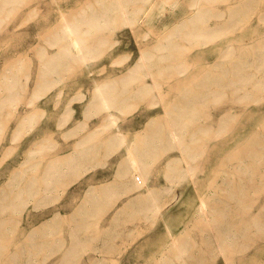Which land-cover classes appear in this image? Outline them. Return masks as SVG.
<instances>
[{"label":"rangeland","instance_id":"1","mask_svg":"<svg viewBox=\"0 0 264 264\" xmlns=\"http://www.w3.org/2000/svg\"><path fill=\"white\" fill-rule=\"evenodd\" d=\"M195 1L138 0L135 5L138 11L132 15V24L128 26L116 17L106 16L105 18L104 14L102 15L104 0L102 2L99 0H31L32 5L29 3L30 12L20 11L15 12L16 15L13 12L9 15L0 16V80L6 76L5 74L10 73L11 64L17 59L19 71L23 72L20 79L24 83L27 82V87L30 89L28 94L23 97L25 100L21 99L22 101L18 103L17 108L19 111L28 108L33 113L40 108L39 113L36 112L34 116L35 122H37L31 129L22 131L23 137L21 135L19 140L10 141L11 128L5 134L0 144V163L3 162L0 166V173H3V176L0 177V184L8 178L10 170L18 168L17 166L22 162L23 156H26L28 151L30 152L33 150L32 148L41 143V163L43 162L41 164V185L44 186L43 179L46 177L47 167L49 164L51 165V158L60 155L65 150L66 144H68L67 146L69 144L75 145L79 140L80 136L75 134L76 131L64 137L59 130L62 116L71 109L74 111L70 125H78L80 133L86 131L87 135L91 137L97 133L104 137L109 136V140L107 139L105 142L106 147L94 148L90 156L76 161L73 166L74 170L66 172L61 179H52V183L49 182L50 186L47 188L41 187V194H44L41 195V226L43 222H47L45 223L46 226L44 224V227H47L49 222L51 231L54 233L62 232V225L64 224L62 219H69L73 215L75 217L87 199L101 196L108 181L113 179L122 158L129 152L130 146L137 143L136 136L143 132L148 122L158 116L164 108H169V105L174 101L181 97L184 98L182 106L175 108L176 112L180 113L179 122L182 121L186 124L182 128L183 133L189 131L194 124L200 122L198 125H201L205 122H211L212 119H218L228 112V108L232 106L230 101L233 100L230 92L224 93L222 90L225 88L223 87L221 94L213 95V93H209L208 85H202L205 87L201 90L200 84L194 83L193 80L205 70H210L208 66L211 67L215 63V59L217 58V61L220 55L228 49L226 45L229 42L234 45L235 41L237 44L234 47H237L242 42V38L243 44L258 41L260 38L263 39L264 0H259V4L253 6L255 10L251 13L236 19H231L227 12L223 16L209 15L210 17H205L203 22L209 24L210 30L204 31L202 36V30L196 26L201 20L191 18L196 8L194 6ZM227 1L229 2V0H216L214 4L219 7L223 3L220 6L222 8ZM230 1V4L241 2L240 0ZM23 4L18 7L22 8ZM82 9L85 12L80 14ZM12 19L13 21H11ZM223 20L230 21V25L221 27L225 23ZM7 21L12 23L6 29L8 31H5L3 29L8 23ZM64 23L79 24L77 25L78 30L87 35L84 37L86 44H90L86 46L89 54L87 62L76 58H70L66 61L54 59L56 55H68V51L63 46L55 44L56 42L53 43L54 34L58 33ZM193 23L196 24L193 26ZM15 24H17V28H15L17 30L14 31L16 33H12L10 29L12 30ZM108 25L109 27H107ZM235 39L240 41L237 42ZM119 50L120 52H118ZM142 54L146 56L153 77L157 79L160 86L159 92L162 93L159 95L151 91L149 78L142 75L138 66V58ZM24 55L29 58L30 63H27V58L23 63ZM203 56L204 58H202ZM51 63L52 65L61 64L64 67L56 74H51L46 80L41 78V85L47 84L46 87L49 90L43 93L39 100V107L35 110L32 106H27V103L23 104L22 102L30 101L32 93L36 89L35 86L40 80L41 71H43L44 66L51 65ZM165 63H169L168 65L171 66L167 69H161ZM161 70L166 72L159 73ZM123 79L130 81L128 83L123 82ZM126 85L134 88V93L128 96V100L113 99L108 110L104 109V106L95 105L96 102L94 104V100H99L95 98L104 94L106 88L116 87L121 90V87ZM31 90L33 91L31 92ZM190 90L199 91V93L196 95L193 93L186 94ZM159 96H161V104H158ZM190 99H192L191 102ZM233 101V106L236 105L235 115L220 129L214 128L204 136L201 133L197 138L196 151L198 155L194 163L195 169L192 180L194 184L191 183L188 186L185 179H179V177H175V174L170 176L168 161L177 152L169 147L167 140L158 142L160 147L157 153L149 151V154L144 158L145 169L149 178L148 185L158 188L156 194L159 193V202L156 206L160 207L161 212L156 213L154 210L149 211L148 214H142L144 218L128 217L125 220H120L118 225H128L126 233L118 234L119 232L115 231L116 234H113V238L110 240L126 241L127 243L122 245L124 247L116 248L112 254H110L111 252L108 253V257L106 254L105 258H107L104 261L101 260L100 264H155L158 262L159 260L156 259L160 256V249L167 243L170 234H176L182 228L183 221L188 217L201 194L208 190L207 187L210 181L212 182L215 173L223 166L219 163L224 158L226 160L221 163L224 162V167L227 168L239 162L240 158L244 159V157L248 166H251L252 162L253 164L259 162L262 172L260 174L261 179L258 178L257 180L260 186H256L258 196L257 194L255 196L264 199V190L262 189V186L264 187V158L255 154L256 150H263L264 153V142H261L263 145L260 146H256L255 142L264 140V127H260L264 125V98L254 102L253 105H247V107L242 102ZM85 105L88 107L86 112L84 111ZM12 110L13 107L5 108L0 117H5L4 120L7 121L11 117L9 113ZM15 121L16 119L10 124V127L14 126ZM156 128L158 127L152 129ZM120 135L124 137L123 141L117 138ZM152 135L153 133L146 135L142 143L149 146L148 143H152ZM253 135L257 138H254ZM90 140V144H92L93 140ZM99 140L101 141V139ZM244 141H248L247 144ZM249 143L252 146L254 144L255 147H247L250 145ZM111 144L113 147L109 148L108 145L111 146ZM114 144L115 146L117 144L122 145L115 147ZM240 144L246 145L245 147L249 148L248 151L250 150V152L246 151V148L243 152L244 149L242 151L241 147L244 148V146ZM206 145L207 148H205ZM250 148L254 151H251ZM143 149L147 150L148 148ZM204 149H206L205 152ZM235 149L238 152L242 151L243 154L237 153ZM246 152L248 155H245ZM45 154H47L46 157H44ZM235 154L239 156L238 160L234 156ZM230 156H234L237 161L235 162V158L232 159ZM217 165L220 167L219 169L215 167ZM172 182H174V189H167L166 187ZM120 203L121 201L118 205ZM88 206L92 207L91 203H88ZM57 209H62L65 218L60 216L58 222H52L53 213ZM26 210H31V206L28 205ZM253 211H259L257 205ZM100 218L101 216L94 218L90 214L87 218L86 229L88 231L95 228L105 229L111 216H103L104 220L98 221ZM78 222L79 220L75 221V219L71 222L72 231L76 229ZM118 225L115 228L119 231ZM81 229L84 230L85 228ZM251 229L257 233L252 232L250 234L252 236L248 240L244 239L245 241L241 240L224 245L229 251L226 253L229 264H264V227L256 228V230ZM66 238L70 240L71 236L66 235ZM119 250L121 251L119 252ZM48 253L57 258L56 263H61L63 254H53L52 251ZM79 254L86 259L82 258V264H91L93 260H89L96 252L91 250L90 253ZM35 263L40 264L38 261Z\"/></svg>","mask_w":264,"mask_h":264},{"label":"bare ground","instance_id":"2","mask_svg":"<svg viewBox=\"0 0 264 264\" xmlns=\"http://www.w3.org/2000/svg\"><path fill=\"white\" fill-rule=\"evenodd\" d=\"M27 1L0 0V16L20 11L30 12L31 8H29V6L32 5L30 3L31 0ZM99 1L102 2V0ZM215 1L216 0H196L194 2L196 8L191 18L202 21L196 25L202 30L201 36L204 34V31L208 32L210 30L209 24L203 22L205 17H210L209 15L223 16L227 12L231 19H236L242 15L251 13L255 10L253 6L259 4V0H240L241 2H238V4H236L237 2L230 4L229 2L231 1L229 0V2H226V5L224 4L225 8H223L224 6L221 8L220 6L223 3L218 7V5L215 6ZM22 3H24L22 8H19L21 7L19 5ZM104 3L102 15L104 14L105 18L106 16L116 17L122 20L123 24L127 26L132 24V15L134 12L138 11V8L135 6L138 0H104ZM84 12L85 11L82 9L80 14ZM11 21H13V19ZM7 22L8 23L3 29L5 31H8L6 29H8L11 25L10 23H12L10 21ZM229 22L230 21H225L224 24L222 23L223 25H220L221 27H227L230 25ZM195 24L196 23H193V26ZM77 25L79 24L64 23L58 33L56 32L54 34L55 38L53 43L56 42L55 44H60V46H63L64 49L68 51L67 56L62 54L56 55L54 58L56 61H66L70 58H76L83 62L88 61L89 54L86 49L88 43L86 44V40L84 39L87 35L79 31ZM107 27H109V25ZM217 27L220 28L219 25H217ZM15 28H17V24L12 27V30L10 29V32L12 31L13 33L17 30ZM255 31L257 33L256 29ZM238 41L240 40H237V42ZM241 41L242 42H239L240 44L237 47H234V45L237 44H235V41L234 45L229 42L228 45H226L228 49L223 52V54H219V59L216 61V58L215 63L212 64L211 67L208 66L210 70L207 68L208 70L199 74L193 82L200 84L202 87L201 90L205 87L202 85H208L209 93H213V95L221 94L220 92L224 87L225 89L222 90L224 93L230 92L235 102H242L245 104V107H247V105H253L254 102L264 98V37L263 39H258V41L249 42V44H243V38ZM89 45L90 44H88V46ZM57 49H59V47H57ZM118 52H120V50ZM26 58L27 57H25L23 63H25L27 59V63H30L29 58ZM202 58H204V56ZM16 61L11 64L10 73H4L6 76L0 80V116L3 114L2 111H4L5 108L13 107L12 112L9 113L11 117H9L7 121L4 120L5 117H0V144L9 128L12 130V133L9 135L11 141L19 140L22 131L31 129L35 125L37 121L35 122L36 119L34 116L40 109H36L39 107V100L43 93L49 90L46 87L47 84L41 85V78L46 80L51 74H56V72H59V70L64 67V65H52V63L51 65H46V67L44 66L43 71H41L39 75L40 80L35 86L36 89L32 93L30 101L25 103L24 101L22 102L23 104L27 103V106H32L37 110L33 113L32 110L30 111L28 108H23L22 111H19L17 108L18 103L22 101L21 99L25 100L23 97L28 94L30 89L27 87V82L24 83L21 81L20 78L23 76V72L19 71ZM138 61V66L142 71V75L149 78L148 82L150 83L151 91H154L156 95L162 93L159 92L160 86L157 79L153 77L152 71L147 64L146 56L144 54L140 55ZM168 64L165 63L162 65L161 69H167L171 66ZM163 72L165 73L166 71L161 70L159 73ZM194 75L196 76L197 74ZM36 80L35 82H37ZM122 81L128 83L130 80L123 79ZM32 91L33 90H31V92ZM132 93H134L133 86H122L121 90L116 87H108L105 89L104 94L95 98L99 100H94V104L96 102L95 105L104 106V109L108 110L113 99H122L125 101L128 100V96ZM190 93L196 95L199 91L190 90L186 92V94ZM160 98L161 96H159L158 104L162 103ZM183 99L184 98L181 97L179 100L171 103L169 108H164L158 116L147 123V127L143 129V132L136 136L137 143L130 146L129 152L122 158V161L116 168L113 179L108 181L101 196L89 200L87 199L78 210V213L75 214V217L73 215V217L69 219L65 218L61 211L62 209L54 211L52 222H58L60 216L65 218H61L64 221L62 232L54 233L51 231L49 222L47 227H44V224L47 222H43L41 226V195H44L41 194V187L43 186L41 185V164L43 163H41V143L35 147L36 149L32 148L33 150L30 152L28 151V154L23 156L22 162L17 166L18 168L10 170L8 178L0 184V264H36L35 261H38L40 264H58L56 263L58 261L57 258L52 257L50 253H48L49 251H52L53 254H63L60 264H82L81 260L83 256L79 253H90L91 250L95 251L96 254L91 256V260L89 261L93 260V263H90L100 264L101 260L104 261L108 257V253L111 252L110 254H112V251L116 248L124 247L122 245L127 243L126 241L117 242L116 240H110V238H113L112 235L116 234L115 231L119 232L118 234L126 233L125 231L128 225H118L120 220H125V218L128 217L144 218L145 214L154 210L156 213L161 212L160 207L156 206L159 202V193L156 194L158 188L148 185L149 178L146 173L144 158L149 154V151L157 153L160 147L158 142L167 140L169 147L177 152V154L168 161V172L171 174V177L175 174V177L185 179L189 186L193 180L194 163L198 155L196 151L197 138L201 133L204 136V134L207 135V133L214 128L220 129L224 123L235 115L234 110L235 104L237 103L233 106V100H231L230 105L232 106L228 108V112L225 115H221L222 117H219V115L218 119H212L211 122L208 123L205 122L198 125L199 122L198 124H194L190 127L191 129L189 131L183 133L182 128L185 127L186 124L182 121L179 122L180 113H177L175 109L182 106ZM191 100L192 99H190V102ZM87 108V105H85V112ZM73 111L74 110L71 109L64 113L59 130L64 137L76 131L75 134L80 136L79 140L75 145L69 144V146H67L68 144H66V147L64 146L65 150L63 149L64 151H62L60 155L57 152L58 155L51 158V165L49 164L47 167V171L45 172L46 177L43 179V187L45 188L50 186L49 182L52 183V179H61L66 172L74 170L73 166L76 161L90 156L94 148L99 149L106 147L105 142L107 139L109 140V136L104 137L101 136L100 133H97V135L91 137L87 135L86 131L80 133L81 131H78V125L71 126L70 122L73 120L71 119ZM161 117H164V119ZM14 119H16L15 124L10 127ZM38 123L40 125V120ZM262 126L264 127V125L260 127ZM153 127L158 128L152 129ZM151 133H153L151 139L152 143H148L149 146H146L145 143H142L144 142L142 140H145L146 135H150ZM253 136L254 138L256 137L255 135ZM117 138L121 141L124 140V137L121 135L117 136ZM90 139L93 140L92 144H90ZM255 142L256 146H260L264 140H257ZM119 145L117 144L115 146L114 144L115 147ZM245 146L244 148L241 147V150L244 149V151L242 150L243 152H245V148L246 151H248L249 148L247 149V147L252 145ZM108 147H113V144H111V146L108 145ZM253 147H255L254 144L252 148ZM143 148L148 149L145 150ZM205 148H207V145ZM205 150L206 149H204V152ZM251 151H254V149H251ZM262 151L263 150H256V153H254L256 156L264 158V153ZM241 152L237 151V153ZM248 152H250V150ZM248 152H246L247 154L245 153V155H248ZM231 153H233V151ZM48 154L50 155V152ZM236 154L234 156H236L238 160L239 156ZM46 155L47 154H45L44 157H46ZM233 157L231 158L233 159ZM213 158L216 160L215 157ZM236 158L234 159L235 162L237 161ZM240 159L238 160L239 162L232 164V166L228 168L224 167V162L221 163L223 160H226L225 158L219 163L223 165L221 168L218 167L219 164L215 166L218 167L217 169H220L215 173L212 182L210 181L207 187L208 190L206 192H209L201 194L196 205L190 211L188 217L183 221L182 228H180L179 232L172 235L170 234L169 240L160 249V256L156 259L159 261L155 264H229L226 257V253H229V251L224 245L240 242L244 239L248 240V238L252 236L250 235L252 232L255 234L257 233L251 228L256 230V228L261 229L264 227V199L262 200L255 196L258 193L256 191V186H259V181L257 183V180L258 178L261 179V166H259V162H255V164L252 162V165L248 166L245 157L244 159ZM1 163L3 164V162ZM1 176H3L2 172L0 173V177ZM261 177H263V175H261ZM173 184L174 182L166 188L174 189L175 186ZM262 189L264 190L263 186ZM119 201H121V203L118 205ZM88 203H91L92 207L88 206ZM28 205L31 206V210H26ZM256 205L259 208L258 212L253 211ZM110 211H113V213H110ZM90 214H92L94 218L101 216L98 221L104 220L103 216L110 215L111 218L110 222H108V226L103 230L95 228L88 231L86 229L88 224L87 218ZM74 219L75 221L79 220V222L77 227H75L76 229L72 231L73 226L71 222L74 221ZM117 225L119 226V231L115 228ZM81 228L85 229L83 230ZM66 235H70L71 239L67 240ZM120 251L121 250H119V252ZM230 251L232 252V250ZM106 254L107 257L105 258Z\"/></svg>","mask_w":264,"mask_h":264}]
</instances>
